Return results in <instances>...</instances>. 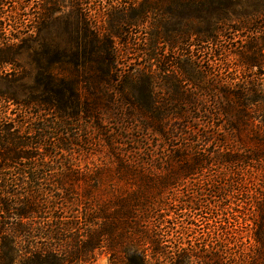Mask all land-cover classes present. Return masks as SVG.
I'll list each match as a JSON object with an SVG mask.
<instances>
[{
	"label": "trees",
	"instance_id": "1",
	"mask_svg": "<svg viewBox=\"0 0 264 264\" xmlns=\"http://www.w3.org/2000/svg\"><path fill=\"white\" fill-rule=\"evenodd\" d=\"M147 1L149 5H145ZM184 1L163 2L178 8ZM215 1L222 9V0H199V11L209 10ZM157 2L151 5L145 0L141 3L142 11L131 20L123 16L120 22L129 25L145 22L150 10H157ZM201 29L197 31L199 35L208 34V29L205 32ZM86 30L88 32L89 28ZM210 38L213 36L202 37L199 42L212 41ZM16 40L11 38L0 43L11 51L8 56L0 57V64L15 62L11 58L12 50L20 46ZM87 40L97 50L86 51L85 62L75 64L84 67L90 75L88 79L94 78L91 72L96 63L106 65L105 74L99 77V88L107 100L95 104L102 111V107L115 104L114 61L111 54L100 52L99 35L91 31ZM170 41V44L174 42ZM260 50L264 51V47L259 48L254 42L243 43L239 52L242 63L251 70L264 67V54L254 57ZM197 64L196 88L216 92L223 99L215 103L219 111L215 108L213 116L207 113L209 123L205 133L201 134L185 119L173 123L169 119L173 100H160L150 79L144 85V100L120 105L139 114L143 128L152 131L157 138L175 144L180 139L189 141L185 149L173 148L161 173L137 161L126 160L120 154L115 155L114 166L79 171L69 164H61L62 167L56 169V162L52 165L46 162L52 155L40 152L48 146L53 127L48 125L35 129V133H23L22 127L0 126V264H93L102 252L109 255L110 264H264V101L252 98L264 93V83H226L216 87L205 82L208 72L200 62ZM185 68L183 66L182 71ZM77 73L71 83L62 82L57 87L62 94L69 92L72 101L37 104L12 101L19 106H36L45 113H52L66 129L92 119L95 111L89 104L82 103V81ZM184 82V79L167 81L176 95L185 94ZM213 107L207 105V112H212ZM224 116L229 121L227 129L218 123ZM193 136L197 139L192 140ZM68 141L74 143L69 137L55 144L58 153L72 152V143L66 144ZM115 152L113 149V155ZM43 168L53 172L50 178L41 174ZM11 171L8 178L7 172ZM207 174L214 178L209 184L213 188L208 191L214 197H221L220 203L205 204V200L199 198L184 205L175 196L171 200L166 197V193H171L186 178ZM53 175L57 178L52 179ZM238 196L244 199L237 205L225 202L227 198ZM175 206L180 210L198 211L205 206L214 210L215 233L213 237L209 234L208 244L186 246L179 242L173 247L166 246L159 230L171 222L166 213L175 210ZM242 214L251 231L250 246L238 243L240 237L229 225L231 219L240 223ZM192 218L190 216V226L186 229L188 233L196 224Z\"/></svg>",
	"mask_w": 264,
	"mask_h": 264
},
{
	"label": "rangeland",
	"instance_id": "2",
	"mask_svg": "<svg viewBox=\"0 0 264 264\" xmlns=\"http://www.w3.org/2000/svg\"><path fill=\"white\" fill-rule=\"evenodd\" d=\"M144 1L0 0V43L12 38L20 45L18 50H12L11 58L15 62L0 64V126L22 127L23 133H35V129L43 126L53 127L48 146L40 152L52 155L46 162L50 165L56 162V169H60L61 164H69L79 171L114 166L115 155L120 154L126 160L137 161L143 167L161 173L173 148L185 149L189 141L180 139L175 144L159 139L152 131L143 128L139 114H134L126 105L120 108L122 103L145 99L147 79L154 81L155 93L160 100H173L169 119L173 123L185 119L201 134L205 133L209 123L207 113L214 114L215 108L219 111L215 103H221L223 99L216 92L196 88L194 79L198 62L208 72L205 82L216 87L226 83H264V67L249 69L239 54L246 42L264 47V0H222V9L215 1L209 10L202 12L198 8L199 0H185L178 8L158 0L157 10H150L145 22L133 25L120 22L123 16L130 19L142 11ZM149 1L154 5L153 1L157 0ZM145 5H149L148 1ZM199 28L204 32L208 29V34L199 35ZM91 31L102 39L100 52L111 54L114 61L116 80L112 91L115 104L102 107V111L95 104L107 100L99 88V77L105 74L106 65L96 63L91 72L94 78L88 79L90 75L84 67L75 64L85 62L86 51L97 50L87 40ZM206 36H213L212 41L199 42ZM170 40L175 43L170 44ZM9 49L1 45L0 57L8 56ZM261 53L264 51L260 50L254 57ZM57 58L61 64L57 63ZM183 66L185 71H182ZM77 71L82 81V103L89 104L95 111L92 119L82 120L66 129L52 113H45L36 106H19L12 101L16 99L21 104L72 101L69 92L62 94L57 87L62 82L71 83ZM169 79H184L185 94L176 95L167 83ZM258 97L252 98L264 101V93ZM207 105H214L212 112H207ZM218 123L226 129L229 126L225 116ZM69 137L74 140V143L66 142L72 143V152L58 153L55 144ZM191 139L197 138L193 136ZM113 149L116 151L114 155ZM40 172L47 178L53 173L47 168L40 169ZM11 173L7 172L8 178ZM53 176L52 179L57 178ZM213 179L212 174L186 178L171 193H166V197L171 200L175 196L184 205L199 198H203L205 204L211 201L220 203L223 199L208 191L213 188L209 185ZM241 197L227 198L225 202L237 205L244 199ZM174 209L164 212L172 220L159 230L166 246L173 247L179 242L186 246L208 244L209 234L213 237L215 233L214 210L209 206L198 211L180 210L177 206ZM190 216L196 224L188 233ZM244 222L242 214L240 223L231 219L229 225L239 235L238 243L250 246L251 231ZM93 264H110V257L102 252Z\"/></svg>",
	"mask_w": 264,
	"mask_h": 264
}]
</instances>
